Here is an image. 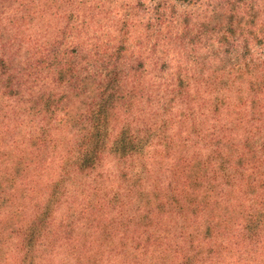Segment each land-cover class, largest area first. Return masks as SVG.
Listing matches in <instances>:
<instances>
[{
  "label": "rangeland",
  "instance_id": "obj_1",
  "mask_svg": "<svg viewBox=\"0 0 264 264\" xmlns=\"http://www.w3.org/2000/svg\"><path fill=\"white\" fill-rule=\"evenodd\" d=\"M0 63V264H264V0H0Z\"/></svg>",
  "mask_w": 264,
  "mask_h": 264
},
{
  "label": "trees",
  "instance_id": "obj_2",
  "mask_svg": "<svg viewBox=\"0 0 264 264\" xmlns=\"http://www.w3.org/2000/svg\"><path fill=\"white\" fill-rule=\"evenodd\" d=\"M3 66L5 67V63H0V69L1 68H3ZM29 77H31V75H29ZM59 80H60V78H59ZM34 82H32V84H33ZM152 94H156V91H154V90H152V92H151ZM131 97H133V98H136V96L135 95H131ZM140 99H147L148 101H150L149 100V96L146 94V92H144V93H140V95L138 96ZM151 100H152V98H150ZM153 101V100H152ZM152 103V102H151ZM84 121H91V119H86V118H84L83 119ZM101 124H103V120L102 119H98L97 120V126L96 127H98L99 125H101ZM58 125H60V124H58ZM64 126H65V124H63ZM66 127V126H65ZM96 127H94L93 128V130L94 129H96ZM124 132V131H123ZM92 134V136H94L93 135V133H91ZM68 135H69V138L72 136V133H71V129H70V127H68ZM69 139H67L66 140V143L65 144H67V145H69ZM120 143H122L124 146H125V144H126V139L125 138H123V140L122 139H120L119 140V142L117 143L118 145H120ZM121 147H123V146H121ZM68 148H71V149H73V147H71V146H69ZM132 148H134V147H132ZM131 150H134V149H131ZM122 152H128L127 151V148L126 147H123V151Z\"/></svg>",
  "mask_w": 264,
  "mask_h": 264
}]
</instances>
